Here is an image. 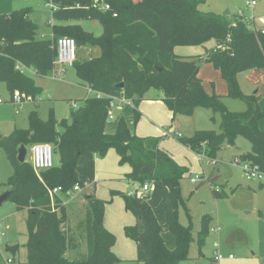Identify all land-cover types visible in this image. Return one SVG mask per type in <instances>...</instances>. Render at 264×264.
<instances>
[{
  "label": "trees",
  "instance_id": "trees-1",
  "mask_svg": "<svg viewBox=\"0 0 264 264\" xmlns=\"http://www.w3.org/2000/svg\"><path fill=\"white\" fill-rule=\"evenodd\" d=\"M111 9L102 11L91 6L92 0H63L61 6H85L89 17L102 26V33L94 35L80 25L56 26L52 38H38L37 26L26 10L0 13V81L12 96L14 92L40 94L33 80L18 67L32 68L40 76H49L55 69V42L59 35L73 36L79 45L98 46L100 55L84 61H75L73 67L81 85L99 91L105 96L84 99L82 106L71 111V119L43 120L36 111L29 116V129H15L0 139L13 175L7 185L18 210H26L27 239L24 244L28 264H118L113 252L115 236L104 224L105 201L93 194L86 195V213L83 221L86 232L87 255L80 259L66 256L67 236L60 227L65 224V205L56 197L53 205L49 188L61 186L64 190L76 183L77 164L81 157L104 156L114 148L121 164L131 170L126 177L144 184L157 180L169 187L172 206L167 210V226L163 228L145 197L123 195L125 205L144 229L127 226L126 235L143 245L145 257L141 264H180L186 260L192 236L189 227L178 221L177 203L182 202L180 180L188 169L178 165L171 155L159 147L157 136H137L121 120L113 133L105 130L110 96L123 95L130 99L135 122L140 113L137 107L150 89L162 93V101L172 113L192 114L197 107L220 113V131L198 130L179 141L191 149L203 144L209 148V158H215L224 144L233 145L237 136L245 137L251 151L241 155L264 171V130L258 125L264 116L254 95L241 92L236 75L253 68H264V34L252 30L248 22L213 13L200 12L197 7L204 0H105ZM116 13V16H113ZM214 40L215 46L205 47L202 55L180 56L176 45H205ZM223 44L224 47H220ZM208 62L219 70L227 84L229 97L244 100L243 111L228 110L223 95L208 94L198 72ZM160 68V70L157 69ZM122 82L123 87L116 84ZM48 142L53 146L59 163L35 172L26 159H17L22 144ZM27 153V151H26ZM26 157V156H25ZM149 171L144 173V168ZM216 198L223 192L215 189ZM208 218L201 221L199 244H203L208 229ZM171 231L175 247L169 249L162 237ZM17 248L12 249L16 254Z\"/></svg>",
  "mask_w": 264,
  "mask_h": 264
},
{
  "label": "rangeland",
  "instance_id": "rangeland-1",
  "mask_svg": "<svg viewBox=\"0 0 264 264\" xmlns=\"http://www.w3.org/2000/svg\"><path fill=\"white\" fill-rule=\"evenodd\" d=\"M62 1L0 0V13L26 10L37 26L38 38H49L54 27L71 24L80 25L82 29L91 31L94 35L102 33L101 24L89 17L87 7H65L61 6ZM246 1L204 0L197 9L200 12L225 16L229 20L241 16L248 20L252 17L251 23H248L252 28H264V0H256L254 7L248 6ZM227 9L230 13L223 15ZM84 12L87 14L84 18H74ZM62 36L68 35H59L57 38ZM74 39L77 45L76 61L100 55L98 46L79 45L77 39ZM208 70L211 72L216 69L209 65ZM24 73L40 89V94L35 97L27 94L32 100H25L16 105L10 101L11 95L6 84L0 81V139L15 129H29L28 116L32 111H36L43 120H70L71 111L82 106L84 99L93 95L88 88L81 85L73 66L56 63L54 72L49 76H40L32 68L25 69ZM53 74L56 76L53 77ZM236 78L241 92L254 95L264 112V88L258 91L259 86L244 82L243 73L239 72ZM156 92L157 94H151L154 96L139 103L137 110L140 117L137 122L134 120L133 105L119 103L112 107L109 114L113 117L106 120L105 130L113 133L118 122L122 120L129 131L137 136H157L160 138L159 147L167 151L178 165L188 169L180 180L182 202L177 203V213L179 223L189 227L192 239L187 249L188 258L180 264H264V181L247 179L242 169L241 155L251 151L249 140L237 136L233 145L224 144L217 151L215 158H209V148L205 144L198 149H191L182 144L178 137H191L198 130L219 132L220 113L197 107L192 114L178 115L172 120V113L161 99L163 96L158 95L159 91ZM222 100L230 111H243L246 108L244 100L240 98L226 94ZM258 125L264 130V116ZM22 145L27 151L25 159L30 162L31 144ZM226 147H229V150H226ZM198 153L203 154L201 159ZM53 162L55 165L59 163L56 151L53 152ZM130 170L127 163L119 162L114 148H110L104 156L79 158L77 177L83 180L84 186L70 196L58 195L67 212L66 222L60 227L65 231L68 240L65 253L67 257L80 259L87 255L83 225L86 213L85 197L93 194L106 202L104 224L116 238L113 252L120 259L118 264H141L145 249L125 232L126 227L130 225H137L140 231L144 229L142 221L136 220L123 199V195H129L131 189L126 177ZM148 171L147 167L144 168V173ZM12 175L13 168L0 148V194L9 190L7 181ZM191 178H197V181L192 183ZM213 178L217 180L211 182ZM128 181L141 188V183L130 179ZM146 182L149 189L145 193L139 189L136 196H144L148 200L159 224L165 228L166 212L172 206L169 187L157 180ZM200 183L203 184L199 186ZM215 189L223 192V197L216 198L213 193ZM26 218L27 211L18 210L12 197L0 205V264H4L6 259H12L11 264H28L24 246L28 234ZM203 218H208L209 223L204 242L200 245L198 239ZM162 237L167 248L175 247V238L171 231H164ZM214 240L218 241L219 249L225 258L213 263ZM13 248H17L16 254L12 253ZM228 254H232L233 258H226Z\"/></svg>",
  "mask_w": 264,
  "mask_h": 264
},
{
  "label": "built area",
  "instance_id": "built-area-1",
  "mask_svg": "<svg viewBox=\"0 0 264 264\" xmlns=\"http://www.w3.org/2000/svg\"><path fill=\"white\" fill-rule=\"evenodd\" d=\"M246 4L250 7H254L256 4V0H247ZM91 6L95 9L102 10V11H108L111 9V6L109 3L105 2V0H92ZM240 15H242L240 13ZM113 16H116V13H113ZM243 16H241L242 18ZM243 19V18H242ZM246 20V19H244ZM248 23H251L252 17H250L248 20H246ZM248 27L252 30H256L257 28H252L249 24ZM259 32L261 34H264V29H259ZM76 41L73 37L70 36H62L56 39L55 42V48H56V57H55V66L56 63L62 64V65H68L73 66L74 62L76 61ZM220 47H224L223 44L220 45ZM21 70H25L27 68L25 67H18ZM54 72V70L52 71ZM53 77L56 76V74L52 75ZM86 87V86H85ZM92 92V96H95L97 98H102L105 95L99 91H94L90 87H86ZM110 102H109V112L112 107L117 106L119 103H128L132 105V102L130 99L125 98L122 94L119 96H110ZM32 97H28L27 94L14 92L11 96L10 101L13 102L16 105L21 104L25 100H32ZM1 102V99H0ZM77 108V107H76ZM107 119H111L113 116L109 114ZM177 136H179L177 134ZM30 152H31V158L30 163L32 164L33 169L37 172L40 170H45L48 168L53 167V146L48 142H38L30 145ZM199 159L203 157L202 153H198ZM242 169L247 179H256L260 182L264 181V171L260 170L258 165L252 163L250 160L242 158ZM240 161V160H238ZM129 180V179H128ZM128 183L131 184V189L129 190L130 196H136L139 189L141 192L145 193L149 189V185L147 182L141 185V188L137 187L132 183L131 181H128ZM197 181V178H191V182L195 183ZM81 186L76 183L72 188L69 189H63L61 186H56L53 188L48 189V193L51 199V204L53 205L54 200L56 197H59V194H62L64 196H70L73 192H78L81 190ZM138 197V196H137ZM144 197V196H141ZM60 199V198H59ZM61 200V199H60ZM62 202V200H61ZM63 203V202H62ZM218 231V228L216 229ZM213 263L214 262H220L222 261L225 256L222 254V252L219 249V243L218 241H213ZM227 258H233L232 254H228L226 256ZM12 259H6L4 261V264H11Z\"/></svg>",
  "mask_w": 264,
  "mask_h": 264
},
{
  "label": "crops",
  "instance_id": "crops-1",
  "mask_svg": "<svg viewBox=\"0 0 264 264\" xmlns=\"http://www.w3.org/2000/svg\"><path fill=\"white\" fill-rule=\"evenodd\" d=\"M86 15H87L86 12H84V13H81L80 15H75L74 18H77V19L78 18H84ZM257 29H261V28H257ZM262 29H264V28H262ZM52 37H53V32L51 33L49 38H52ZM214 44H215V41L214 40H210V41L205 43V45L207 47L205 45H203V46L202 45H176L174 47V52L176 54L180 55V56L202 55L205 52V47L206 48H211V47L214 46ZM90 58H92V57H90ZM90 58H86V59L84 58L83 60H80V61H84V60H87V59H90ZM209 65H212V64L211 63L210 64L203 63L200 66V69H199V72H198V76L202 80V84L204 86L205 91L208 94H211L212 92H215L217 94L225 96L227 94V84H226V82L222 78L221 73H220L219 70L216 69V70H211V72H209V70H208L209 69ZM240 73H243V81L244 82H250L254 86L255 85L259 86L258 87V91H261V89L264 88V68H253V69H249V70H246V71H243V72H240ZM156 91H158V90L150 89L144 95V98L142 100H144L145 98H150L151 96H154V95H151V94H157ZM158 95H162V93L159 91ZM226 149H227V147H226ZM228 259H232V258H228Z\"/></svg>",
  "mask_w": 264,
  "mask_h": 264
},
{
  "label": "water",
  "instance_id": "water-1",
  "mask_svg": "<svg viewBox=\"0 0 264 264\" xmlns=\"http://www.w3.org/2000/svg\"><path fill=\"white\" fill-rule=\"evenodd\" d=\"M229 13H230V11L227 9V10L224 12L223 15H227V14H229ZM157 69L160 70L159 67H157ZM116 87H118V88H122V87H123V83L120 82V83L116 84ZM228 149H229V147H227L226 150H228ZM25 156H26V148H25L24 145H21V146L19 147V149H18L17 159H18L20 162H23V161L25 160ZM216 180H217V178H213V179H211V182H215ZM202 184H203V183H200L199 186H201ZM199 186H198V187H199ZM198 187H197V188H198ZM10 193H11V191H10V190H7L6 192L0 194V205H1L6 199L9 198Z\"/></svg>",
  "mask_w": 264,
  "mask_h": 264
}]
</instances>
